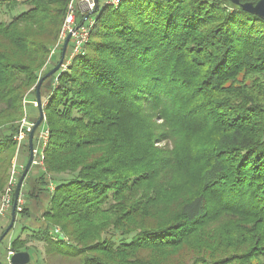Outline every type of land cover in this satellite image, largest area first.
I'll list each match as a JSON object with an SVG mask.
<instances>
[{"label":"trees","instance_id":"obj_1","mask_svg":"<svg viewBox=\"0 0 264 264\" xmlns=\"http://www.w3.org/2000/svg\"><path fill=\"white\" fill-rule=\"evenodd\" d=\"M70 2L11 0L26 9L0 19V199ZM41 99L44 170L16 221L47 264H264V20L230 0L120 3Z\"/></svg>","mask_w":264,"mask_h":264},{"label":"rangeland","instance_id":"obj_2","mask_svg":"<svg viewBox=\"0 0 264 264\" xmlns=\"http://www.w3.org/2000/svg\"><path fill=\"white\" fill-rule=\"evenodd\" d=\"M11 0H1V2L3 3V9L2 12L0 13V19L4 20V21H10L14 15L23 12L26 7L19 5L16 9L12 11L8 10L5 5ZM19 2H22L23 0H17ZM138 0H123L121 2L122 6H125L127 4L136 2ZM105 2V0H100V4H103ZM111 9H114V7H110ZM71 45V42H70ZM56 47V46H55ZM54 47V49H55ZM63 48V47H62ZM61 48V49H62ZM52 50V54H51V59L48 62L47 68L45 69L44 73H47L50 69H53L60 61L61 59V54H62V50L61 49H55ZM68 51V50H67ZM69 56V52H66L64 61L62 63V65H64L66 63V60L68 59ZM62 67V66H61ZM61 70V68H60ZM42 74V75H43ZM53 83V84H52ZM54 85V87H57V79H55V83L53 82V79H50L48 81H46L45 83V87H49L50 85ZM37 87V86H36ZM36 89V88H35ZM44 104L46 103L45 98L43 99ZM36 98H35V93H30L24 100V110H25V115L23 117V119L20 121L19 123V132L21 131L22 125L24 124L26 127H33V125L36 123V121L39 118L40 115V111L38 110V104L36 105ZM26 121V123H23V121ZM45 122V119L42 123V125L40 126L39 130L37 131L36 134V140L39 141V133L41 131V129L43 128ZM17 134V135H18ZM16 135V136H17ZM15 136V137H16ZM28 138L29 135L26 137V139L21 143V145L17 146V150H16V155L18 154L19 157L17 158L18 160V164L20 167H22L21 171H19V178L21 177L23 170H24V166H26L27 161H28V156H29V145H28ZM41 143V141H40ZM160 146H163L162 144ZM15 155V157H16ZM14 157V158H15ZM14 161V159H13ZM35 165H33L31 171V175L32 176H28L26 182L23 185V188L26 185V188L28 189V187H32V185H34L35 183V179L38 177L39 172L43 171V168L41 167H34ZM30 174V173H29ZM66 177V176H65ZM54 185H51V189H53ZM22 195V194H21ZM20 204H24L26 205V197L23 196L20 197ZM43 212V211H42ZM42 212L40 211L38 214L39 216H41ZM10 219H11V212L7 215V218H3L0 217V237L1 235L4 233V231L7 229V227L10 224ZM24 224V220L21 217H18V220L15 222L13 228L9 231V233L5 236V238L2 240V242L0 243V264H11L10 260L7 259V254L8 252H10L13 246V243L18 239V238H22L24 240H27L28 244L27 247L29 248V252H31V262L29 264H47L45 261L46 259V253H45V243L38 241L36 239H34L33 235H34V231L36 230V225H32V223L29 225L30 229H25L23 227ZM56 228L53 229V232ZM57 237V236H56ZM63 237V238H60ZM55 238V240L57 241H62V242H68V238L64 235V233L62 232V235ZM25 252V251H23ZM27 252V251H26ZM55 264H60L59 262L55 263Z\"/></svg>","mask_w":264,"mask_h":264},{"label":"built area","instance_id":"obj_3","mask_svg":"<svg viewBox=\"0 0 264 264\" xmlns=\"http://www.w3.org/2000/svg\"><path fill=\"white\" fill-rule=\"evenodd\" d=\"M122 1L123 0H105L103 4H100V0L97 1L71 0L61 29L59 42L55 47V49L57 48L61 49L64 45L67 36L70 33H72L70 39L71 45L69 42L68 51H67L69 52V56L68 59L66 60V63L61 67L62 72H65L69 68V66L77 56L82 55L84 53L85 48L90 39L91 31L96 23L97 13L109 7L117 8ZM97 6H99L98 9ZM80 24L81 26L77 28ZM35 104L37 105V102ZM23 123H26V121L24 120ZM32 128L33 127H29V126L26 127L24 124L22 125L20 133L15 137L19 146L29 135ZM49 135H50L49 129L43 126L38 136L39 141H41V153L38 164L43 168V170H44L43 152L47 146ZM17 157L18 154L14 158L10 170V177L7 187L0 199V217L7 216L12 210L14 193H15L16 185L18 183L19 171L22 170L21 169L22 167H20L18 164ZM53 235H54V239L60 237L62 235L61 229L56 228L53 232ZM14 253H15L14 251L8 252L7 259L11 260V257L14 255Z\"/></svg>","mask_w":264,"mask_h":264},{"label":"water","instance_id":"obj_4","mask_svg":"<svg viewBox=\"0 0 264 264\" xmlns=\"http://www.w3.org/2000/svg\"><path fill=\"white\" fill-rule=\"evenodd\" d=\"M231 2L233 4H235L236 6L240 7L243 11L250 13L252 15H255V16L261 18L262 20H264V0H258L256 4H254L252 1L241 3L240 0H231ZM98 8H99V6H97V9ZM80 26H81V24L77 28H79ZM71 36H72V33H70L67 36V38L64 42V45L62 48L61 59H60L59 63L53 69H51L42 79H40L39 83L37 84L36 97H37V104L39 107L40 115H39L38 120L34 124L31 132L29 133V138H28L29 159H28V162H27V164L23 170V173H22L21 177L19 178L18 183L16 185V189H15V193H14V201H13V206H12V211H11V222H10L9 226L7 227V229L4 231V233L1 235L0 243L5 238V236L9 233V231L13 228V226L16 222V211H17V207H18L19 202H20L22 187L24 185V181H25L29 171L31 170V168L34 164V158H35L34 138H35L36 132L38 131V129L40 128V126L42 125V123L45 119V115H44V111H43V105H42V99H41V87H42L43 83L45 82V80L52 77L53 75H55L60 70L62 63L64 61V58H65L66 52L68 50V46H69ZM31 258H32L31 254L29 252H26V251L25 252H15L14 255L11 257L10 263L11 264H29L31 262Z\"/></svg>","mask_w":264,"mask_h":264},{"label":"crops","instance_id":"obj_5","mask_svg":"<svg viewBox=\"0 0 264 264\" xmlns=\"http://www.w3.org/2000/svg\"><path fill=\"white\" fill-rule=\"evenodd\" d=\"M40 153H41V143H40V141H36V145H35V158H34V164L33 165H35L34 167H40L41 168V166L38 164V161H39V157H40ZM18 157H19V155H18ZM17 157V158H18ZM33 168V167H32ZM31 168V169H32ZM30 173V174H29ZM28 174H29V176H32L31 175V173H32V171L30 170V172H29ZM3 218H7V216H5V217H3Z\"/></svg>","mask_w":264,"mask_h":264},{"label":"flooded vegetation","instance_id":"obj_6","mask_svg":"<svg viewBox=\"0 0 264 264\" xmlns=\"http://www.w3.org/2000/svg\"><path fill=\"white\" fill-rule=\"evenodd\" d=\"M230 1H231V0H230ZM240 1H241V3L251 2V1H252L254 4H256L258 0H254V1H253V0H249V1H243V0H240Z\"/></svg>","mask_w":264,"mask_h":264}]
</instances>
